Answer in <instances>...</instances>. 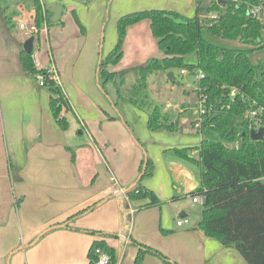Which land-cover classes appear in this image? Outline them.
<instances>
[{
  "label": "crops",
  "instance_id": "0c3cea01",
  "mask_svg": "<svg viewBox=\"0 0 264 264\" xmlns=\"http://www.w3.org/2000/svg\"><path fill=\"white\" fill-rule=\"evenodd\" d=\"M27 1L18 3L13 14L0 0V264H88L92 243L97 240L116 250L117 264H135L141 245L157 249L177 264H249L235 246L225 245L200 228L202 204L192 199L200 186V168L173 153L183 145L199 156L202 142L193 124L184 127L180 123L190 106L185 95L175 103L157 106L165 113L171 110L172 118L179 120L180 132L199 135L200 142L195 144H182L171 131L151 130L149 109L129 99L130 107L121 100L118 108L115 86L107 87L110 94L101 86L100 38L87 39L81 22L85 30L80 26L73 36L61 37L65 15L72 11L78 23L75 6L58 0L47 5L41 0L50 12L49 25L57 24L58 32L56 47L50 41L51 50L43 60L39 57V68L55 69L60 77L68 99L62 115L69 128L64 130L51 110V94L22 60L25 40L20 37L18 19L22 7L27 13L35 9V0ZM105 2H110L112 19L107 55L116 47V22L125 14L157 8L193 17L199 8V16L204 17L200 14L203 0ZM57 5L64 11L54 21ZM100 7L103 12V5ZM47 32L50 34V28ZM104 36L106 40V33ZM124 42L121 60L108 67L112 72L134 67L152 56L165 57L150 19L130 26ZM66 43L73 49L65 51ZM87 45L82 61L80 55ZM55 48L65 53L57 57ZM127 76L133 77L134 84L136 76ZM150 89L151 85L146 91L148 98ZM148 160L151 173L141 179ZM137 184L154 193L158 201L132 199L128 190ZM93 204V209L71 218ZM183 218L189 222L179 226L177 221ZM143 260V264H167L152 252H146Z\"/></svg>",
  "mask_w": 264,
  "mask_h": 264
},
{
  "label": "trees",
  "instance_id": "16d2710c",
  "mask_svg": "<svg viewBox=\"0 0 264 264\" xmlns=\"http://www.w3.org/2000/svg\"><path fill=\"white\" fill-rule=\"evenodd\" d=\"M34 6L37 25L42 27L44 17L40 0H35ZM206 11L217 16L202 18L199 8L193 17L157 8L121 16L117 22L118 43L100 62L101 86L108 94L107 87L115 86L118 102L127 75H135L128 99L149 109V128L180 132L178 119L164 114L157 105L150 106L146 92L149 79L157 72L168 74L169 71L188 69L194 76L196 71L202 70L205 76L196 91L205 112L191 123L193 127L197 122L201 124L197 130L202 141L198 159L191 154L190 147L174 150L180 158L193 161L200 168V186L193 192L204 198L200 228L225 245L235 246L249 264H264V136L261 140L251 138L253 128L247 117L249 112L264 108V57L255 59L252 56L264 51V0H212ZM144 19H150L153 35L165 57L152 56L134 67L110 71L109 65L121 60L127 29ZM77 21L85 30L78 17ZM204 29L234 45L209 40ZM192 53L196 54L197 62L188 61L187 56ZM22 60L32 74L44 76L54 117L61 128L68 130L69 122L62 115V109L68 107V99L62 85L49 75L47 69L35 65L32 53L23 50ZM256 120V130L264 127V111H258ZM151 164L148 160L141 179L150 175ZM128 193L132 199L149 197L152 203L158 201L154 193L138 184ZM94 207V204L88 206L71 218ZM92 244L88 264H95L97 247L106 249L111 264H117L114 248L98 240ZM146 252L158 254L167 264H177L146 245H141L135 264H143Z\"/></svg>",
  "mask_w": 264,
  "mask_h": 264
},
{
  "label": "rangeland",
  "instance_id": "374dc122",
  "mask_svg": "<svg viewBox=\"0 0 264 264\" xmlns=\"http://www.w3.org/2000/svg\"><path fill=\"white\" fill-rule=\"evenodd\" d=\"M5 5H7V8H9L10 12H12L14 14V12L18 9L17 5L20 2H29L27 0H1ZM47 5H53L55 2H53V0H44ZM63 4H67L68 6H75L76 10H77V16L80 20L81 23H83V25L86 27V35H87V39L90 38V40H94L95 38H100V41L103 43L101 45V51L103 54V59L107 56L106 54V46L108 44V37L110 34V24L112 19L110 18V9H109V3L110 2H105V0H80V4L75 3V2H79V1H75V0H58ZM212 0H203V2L201 3V12L200 14L204 17L206 15H208L206 8L207 5L211 3ZM74 4V5H73ZM101 5H103V12L101 9ZM193 14L195 15L196 12L194 11ZM64 20H66V28L63 31V34L65 35H60L61 37H66L67 36H73V32H77V30L79 31L80 26L78 25V23L75 21L74 15L72 14V11H70L67 15H65ZM118 22V20H117ZM116 22V23H117ZM57 24H53L49 25L50 27H48V29L50 28V34L48 32H43L41 35L40 40H38V42H36V49L39 48V56L42 58L44 55L47 53V51L51 50L50 47V41L51 43L56 47V45L54 44V38H55V34H57V28L56 27ZM132 26V25H131ZM130 27V26H129ZM128 30V29H127ZM204 33L207 36V38L215 43H221L222 45H226V46H232L234 45V43L232 42H228L225 41L219 37H214L210 34H208V32L206 31V29H204ZM74 33V34H75ZM79 33V32H78ZM105 33H106V40H105ZM84 34V33H83ZM48 35V36H47ZM117 40L119 37L118 34V28H117ZM21 39L24 41L27 39L26 36H24L23 34H20ZM126 37V36H125ZM105 40V41H104ZM116 40V42H117ZM125 41V39H124ZM91 42V41H90ZM118 43V42H117ZM116 43V44H117ZM125 44V42H124ZM89 48V45L86 46V48L84 49L82 55H80V59L83 61V59L86 57L87 55V50ZM124 48V45H123ZM73 46H70L69 43H66L65 45V51L68 50H72ZM55 50H57L55 48ZM75 50V49H74ZM73 50V52H74ZM58 52V50H57ZM55 52L56 56L58 57V55L61 57V53H57ZM74 56V55H73ZM255 59L259 58V57H264V51H258L256 53H254L252 55ZM79 57V56H78ZM78 57H76V59H78ZM188 61L189 62H197V57L195 53L189 54L187 56ZM53 58V57H52ZM178 78L181 81V85H174L172 84L170 81H167V77L164 74V72H157L155 74H153L152 76V83L149 84V86L151 85L150 89L151 91H149V98L148 101L150 102V106H155V105H159L161 103H163L164 105H167L168 102L171 101V103H175L179 100L180 96H184L187 98L186 100L188 101V103L190 104V106L188 107V109L185 111L184 114H182L181 119H180V123L182 125H184V127L186 125H190L192 123V119L196 118L197 116L200 115V110L199 107L197 105V102L199 101V95L197 90L198 87V81H196L195 78H193L192 75L189 74H185V77L183 78L179 72L176 73ZM133 77L132 76H128L127 77V81L124 84V86L122 87V91L123 92L122 96L120 97V99H118L119 103L118 104V108L120 106L121 100L122 102H125V104L130 107V103L128 100L129 94L131 93V86L133 84ZM188 84H190V86H188ZM187 89L189 92H185L184 90ZM181 108H184L181 106ZM122 109H124V111L127 112V109L125 107H122ZM166 115H170L172 117V112L171 110H169L168 113L163 112ZM179 114H177L178 116ZM175 116V115H174ZM179 125V124H178ZM191 127V126H190ZM195 128V127H194ZM170 131V130H169ZM172 134H174V136L179 137L181 140L180 142L182 144H186V143H199V135L197 134H193V133H182L179 131L176 132H172ZM182 146V147H181ZM178 147H175L174 149H184V146L181 145ZM173 149V150H174ZM174 155L176 157H179V155L177 154V152L174 150L173 151ZM194 158L198 159V155L194 156ZM188 162L191 165H196L195 162L193 161H185ZM196 208L200 209L201 206L200 205H196ZM202 209V208H201Z\"/></svg>",
  "mask_w": 264,
  "mask_h": 264
},
{
  "label": "built area",
  "instance_id": "2783aa9c",
  "mask_svg": "<svg viewBox=\"0 0 264 264\" xmlns=\"http://www.w3.org/2000/svg\"><path fill=\"white\" fill-rule=\"evenodd\" d=\"M40 4L43 10V25L42 27H38L37 22H36V18H37V11L35 9L32 10V12L27 13L24 9V7L21 8L22 11V15L21 17L18 19V27L21 29L22 34L24 36L28 38L34 36V47H33V51H32V60L35 62V65L37 67H39V65L41 64V61L39 59V48L36 49V42H38V40H40L41 35L43 32H47L48 31V25H49V18H50V12L49 10L46 9L44 3L40 0ZM23 14H27L26 16ZM212 18H215L217 15L216 14H212L210 15ZM49 75L55 80L57 81L59 84L61 83L60 77L57 73V71L55 69H50L48 70ZM180 74L184 75V74H190V71L188 69H184L182 71H180ZM193 76V75H192ZM205 76V74H203L202 70H198L196 71V75L193 76V78L196 79V81H200L201 78H203ZM36 78H38V81L40 83V85L44 86L45 84V78L41 73H38L36 75ZM198 88V87H197ZM199 110H200V115L202 113L205 112V107L203 105L202 100L199 97V101L197 103ZM258 111L263 112L264 108H260V110H253L251 112H249L247 114V117L250 118V123H251V128L256 129L257 127H255L258 123V121L256 120V116L258 115ZM200 122L196 123L195 126V130H198V128L200 127ZM192 199L194 200V202L196 203H200L203 204L204 203V198L201 195L198 194H193L192 195ZM189 222V218H183V219H179L177 221V224L179 226H182L184 224H188ZM95 264H111L110 261V255L108 253V251L101 247H97L95 249Z\"/></svg>",
  "mask_w": 264,
  "mask_h": 264
},
{
  "label": "water",
  "instance_id": "95a60500",
  "mask_svg": "<svg viewBox=\"0 0 264 264\" xmlns=\"http://www.w3.org/2000/svg\"><path fill=\"white\" fill-rule=\"evenodd\" d=\"M222 1V0H219ZM63 7L61 5H57L55 6V8H53V12L55 13V17L53 18L54 21H58L61 16H62V12H63ZM34 41V36L28 38L27 40H25V42L23 43L24 45V50L27 53H32L33 51V44ZM168 78L172 83H175L176 85H181V81L178 78V76L175 74L174 71H169L168 72ZM264 136V127H260L258 130L253 129L251 132V138L254 140H261Z\"/></svg>",
  "mask_w": 264,
  "mask_h": 264
}]
</instances>
